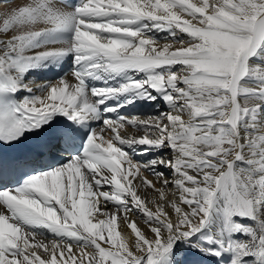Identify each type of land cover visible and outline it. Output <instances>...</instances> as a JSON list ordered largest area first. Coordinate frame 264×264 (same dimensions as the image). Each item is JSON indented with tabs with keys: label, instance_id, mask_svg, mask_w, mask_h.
<instances>
[{
	"label": "bare ground",
	"instance_id": "1",
	"mask_svg": "<svg viewBox=\"0 0 264 264\" xmlns=\"http://www.w3.org/2000/svg\"><path fill=\"white\" fill-rule=\"evenodd\" d=\"M0 77L113 153L54 128L0 264H264V0H0Z\"/></svg>",
	"mask_w": 264,
	"mask_h": 264
},
{
	"label": "rangeland",
	"instance_id": "2",
	"mask_svg": "<svg viewBox=\"0 0 264 264\" xmlns=\"http://www.w3.org/2000/svg\"><path fill=\"white\" fill-rule=\"evenodd\" d=\"M154 30H155V31H154ZM156 31H157V29H155V28L153 29V28H152V29H151V34H152V32H153V34H152V36H153L154 33H156V34L153 36V37H155V36L157 35V33H158L159 36L157 35L158 37L156 36L154 39H155V41L159 42V41H160L159 37L162 38V34H161L160 32H158V31H157V32H156ZM124 164H129V163H124Z\"/></svg>",
	"mask_w": 264,
	"mask_h": 264
}]
</instances>
